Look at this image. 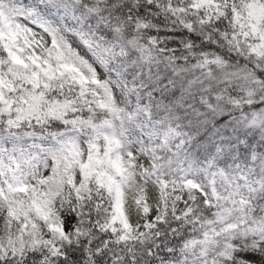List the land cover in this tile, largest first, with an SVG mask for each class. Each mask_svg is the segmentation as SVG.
Wrapping results in <instances>:
<instances>
[{
  "label": "snow or ice",
  "instance_id": "6c2138e0",
  "mask_svg": "<svg viewBox=\"0 0 264 264\" xmlns=\"http://www.w3.org/2000/svg\"><path fill=\"white\" fill-rule=\"evenodd\" d=\"M0 264H264V0H0Z\"/></svg>",
  "mask_w": 264,
  "mask_h": 264
}]
</instances>
